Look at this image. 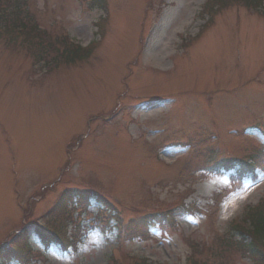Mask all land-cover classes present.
Listing matches in <instances>:
<instances>
[{
  "label": "rangeland",
  "instance_id": "374dc122",
  "mask_svg": "<svg viewBox=\"0 0 264 264\" xmlns=\"http://www.w3.org/2000/svg\"><path fill=\"white\" fill-rule=\"evenodd\" d=\"M27 1L48 32L44 47L65 36L96 46L49 73L38 38L11 42L0 28V264H254L235 246L232 221L245 226L247 208L264 200V170L243 185L215 173L235 157L264 163L261 7ZM158 62L171 70L149 71ZM88 182L111 206L102 217L96 199L84 210L62 197ZM153 217L176 221L155 224L149 238L138 226ZM37 230L78 241L45 249Z\"/></svg>",
  "mask_w": 264,
  "mask_h": 264
},
{
  "label": "trees",
  "instance_id": "16d2710c",
  "mask_svg": "<svg viewBox=\"0 0 264 264\" xmlns=\"http://www.w3.org/2000/svg\"><path fill=\"white\" fill-rule=\"evenodd\" d=\"M25 5L22 4V6ZM0 20L7 28L18 29L22 32L27 31L26 34L32 41L38 37V43H33V47L36 46L38 48L35 52L36 58L39 62L44 61L46 65H50L52 68H57L61 64L76 63L78 60L89 56L82 55L85 51H82L80 47L69 44L66 38L55 39L54 41L48 40L44 47L46 41L42 37L41 32L38 31L33 16L27 13L23 7L21 10L19 2L1 0ZM33 57L35 59V56ZM88 196L91 195L88 194L87 198ZM105 206L110 208L107 202ZM153 219L156 220V218ZM167 223L169 221L163 219L159 224L165 226ZM247 223L249 228L246 225ZM244 224L247 229L240 226L234 227L236 231L239 230L240 237L242 238L241 242L237 244V248H240L244 254H247L255 264H264V201L257 207L249 209ZM171 225H174L173 221ZM143 232L147 236V226L141 229L140 233ZM246 237H250L251 241L247 242Z\"/></svg>",
  "mask_w": 264,
  "mask_h": 264
},
{
  "label": "bare ground",
  "instance_id": "6f19581e",
  "mask_svg": "<svg viewBox=\"0 0 264 264\" xmlns=\"http://www.w3.org/2000/svg\"><path fill=\"white\" fill-rule=\"evenodd\" d=\"M157 64H158V66H165V63L164 62L163 63L162 62H158Z\"/></svg>",
  "mask_w": 264,
  "mask_h": 264
}]
</instances>
